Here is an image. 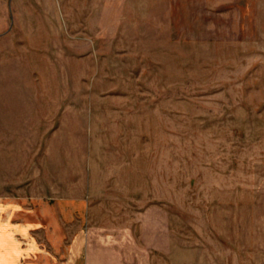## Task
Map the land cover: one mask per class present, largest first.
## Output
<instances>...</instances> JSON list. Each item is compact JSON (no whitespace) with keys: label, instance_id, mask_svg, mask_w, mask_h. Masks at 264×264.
Segmentation results:
<instances>
[{"label":"rangeland","instance_id":"374dc122","mask_svg":"<svg viewBox=\"0 0 264 264\" xmlns=\"http://www.w3.org/2000/svg\"><path fill=\"white\" fill-rule=\"evenodd\" d=\"M0 207L18 264H264V0H0Z\"/></svg>","mask_w":264,"mask_h":264},{"label":"crops","instance_id":"0c3cea01","mask_svg":"<svg viewBox=\"0 0 264 264\" xmlns=\"http://www.w3.org/2000/svg\"><path fill=\"white\" fill-rule=\"evenodd\" d=\"M47 214L37 219V228H47V230H54L60 225L61 217L60 211L48 210ZM12 223L7 211H3L0 207V264H18L14 263V248L12 243ZM54 234V233H53ZM54 240V239H53ZM54 243V241H52ZM21 254V250H20ZM16 255V254H15ZM21 258V257H20ZM20 259V264H23ZM43 264H52L51 260L43 258ZM25 262L24 264H28ZM70 264H82V257H77L71 261Z\"/></svg>","mask_w":264,"mask_h":264}]
</instances>
